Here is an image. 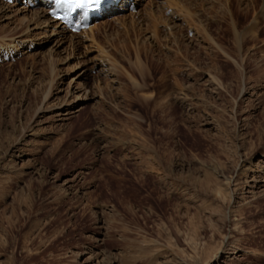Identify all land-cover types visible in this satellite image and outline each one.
Listing matches in <instances>:
<instances>
[{
  "label": "rangeland",
  "instance_id": "374dc122",
  "mask_svg": "<svg viewBox=\"0 0 264 264\" xmlns=\"http://www.w3.org/2000/svg\"><path fill=\"white\" fill-rule=\"evenodd\" d=\"M1 1L0 264H264V25L230 32L258 12L138 0L61 35Z\"/></svg>",
  "mask_w": 264,
  "mask_h": 264
},
{
  "label": "bare ground",
  "instance_id": "6f19581e",
  "mask_svg": "<svg viewBox=\"0 0 264 264\" xmlns=\"http://www.w3.org/2000/svg\"><path fill=\"white\" fill-rule=\"evenodd\" d=\"M1 1V0H0ZM170 1H172V0H169L168 2H170ZM174 1V0H173ZM208 1V0H207ZM214 1H216V0H212V3H214ZM217 1H219V2H221L222 3V6L223 7H225V8H227V9H231V10H233V6H237V7H241L242 5H244L245 7L243 8V9H240L239 10V14L241 15V19L245 22V21H247L248 19H249V17L251 16V14H252V12H258L257 13V15L255 16V19L253 20V23L252 24H250V25H248V26H246V30L244 31V36H242V38H241V35H242V32H241V29L242 28H240L239 29V26L237 25V22H236V15H235V12L233 11V15L231 16L232 17V19H235V20H233L232 22H231V29H230V32L234 35V37H235V41L236 42H234L236 45L234 46L235 47V49L238 51V50H240L241 51V49L245 46V43H246V36L247 35H253V36H255V37H259L262 33H263V19H262V17L260 18V16H262L261 14H262V12H259L258 10L260 9V7H262V6H264V0H224V2H223V0H217ZM1 3L3 4V6H5V7H7L8 9H10V11H12V9H14L13 10V12L14 13H16L14 16H16L17 15V13L18 12H21V13H24L25 11H27L25 8H23L22 7V9L21 8H16V4H13V5H7V4H10V3H7V2H4L3 0L1 1ZM5 3H7V4H5ZM198 3H199V1H198ZM203 3V2H202ZM209 3V2H208ZM39 4H41L39 7H41L40 8V10L39 11H36L37 13H34V17L32 16V17H30L29 19L25 16L24 18H22L21 19V21L23 22V21H25L26 20V18L28 19V22L27 21H25V22H27V23H29V26H30V23L31 22H33L34 24H39L40 22H44L45 20H43V18L44 17H46L47 15H48V17H49V13H48V9H45V8H43V5H45V1L44 0H39ZM215 4H217V3H215ZM212 5V4H211ZM174 6H176V4L174 5ZM205 6V5H204ZM186 7V6H185ZM218 7V6H217ZM264 8V7H263ZM186 9V8H185ZM207 9H208V7H207ZM144 10V9H143ZM159 10V9H158ZM187 11V10H186ZM206 11H208V10H206ZM205 11V12H206ZM209 11H211L210 9H209ZM238 11V10H237ZM113 12H115V11H113V10H110V11H108L107 13H113ZM189 12V11H188ZM106 13V14H107ZM186 13V12H185ZM197 13V12H196ZM207 13V12H206ZM210 13V12H209ZM190 14V13H189ZM205 14V13H204ZM203 14V15H204ZM208 14V13H207ZM212 14V13H211ZM19 15V14H18ZM17 15V16H18ZM147 16H150V14H148ZM207 16V15H206ZM210 16V15H209ZM233 16L235 17V18H233ZM238 16V15H237ZM162 17L161 16H158V17H156L154 20H153V22L154 21H156V23L158 22V23H160L161 21H162V23H164L165 22V20H163V19H161ZM196 18V17H195ZM230 18V17H229ZM25 19V20H24ZM194 18H192L189 22H190V25L191 24H193L194 23V20H193ZM200 19V18H199ZM202 19V18H201ZM207 19H208V17H207ZM53 19L52 18H50V22H55L54 20L52 21ZM185 20V19H184ZM49 21V20H48ZM201 21V20H200ZM208 21V20H207ZM42 22V23H43ZM112 22L113 21H110V22H108L107 24H104V26H100L97 30L99 31V30H102V29H105L109 24L111 25L112 24ZM155 23V22H154ZM57 25H55L56 27H57V33H59V34H65V32H67V29L65 28V26H63L62 24L60 25V24H58V23H56ZM153 25V24H152ZM154 25H156V24H154ZM193 25H195V24H193ZM197 26V31L199 32V34H204V32H206L207 34H210L211 35V33L210 32H208V30L205 28V27H203V26H205V25H196ZM207 26V25H206ZM147 28L146 29H150V26L148 25V26H146ZM152 27V26H151ZM244 28V27H243ZM93 30V27H91L90 28V31H92ZM159 30V29H158ZM229 30V29H228ZM87 33V31L86 32H84V34H86ZM82 34V33H81ZM97 35L98 34V32H96V33H94V32H92V34H91V37H93L94 35ZM154 34H156V33H154ZM158 34H159V31H158ZM202 34V35H203ZM209 35V36H210ZM72 36H74V34H72ZM199 36V35H198ZM250 37V36H249ZM248 37V38H249ZM2 38V37H1ZM208 37H206V39H207ZM209 39V38H208ZM257 39V38H256ZM211 40H213V39H211ZM210 41V40H209ZM213 41H215V39L213 40ZM211 42V41H210ZM213 43V42H212ZM215 44H216V42H215ZM214 43H213V45H215ZM217 45V44H216ZM215 45V46H216ZM1 47H3V44H1L0 43V49H1ZM218 47L220 48V49H222V50H225L224 48H223V46L222 45H218ZM144 48H146L145 46H142L141 48H140V50H141V52L142 51H144ZM230 49V48H229ZM229 49H226L225 50V52H226V54H228L229 55V53H233V51H231V50H229ZM214 50V49H213ZM142 53H140V55H141ZM220 55V54H219ZM235 55V54H234ZM233 57V56H232ZM235 57V56H234ZM212 60V59H211ZM148 62V61H147ZM245 66V65H244ZM158 69L159 68H157V69H154L151 73H157V71H158ZM260 69V68H259ZM150 70V69H149ZM147 80V79H146ZM149 105V104H148ZM151 114L152 115H156V112L155 111H153V112H151ZM150 114V115H151ZM148 115H149V113H148ZM140 170V169H139ZM208 180L209 181H211V179L210 178H208ZM212 182V181H211ZM215 182V181H214ZM145 187H147V186H145ZM144 186L143 187H138L136 190L138 191V192H144L145 191V188ZM149 190V189H148ZM146 192H148L147 191V189H146ZM152 193V192H151ZM150 193V195L152 196V194ZM217 193L218 194H220L221 196H223L224 194H223V190L220 188V186H217ZM149 195V196H150ZM148 196V197H149ZM133 212V211H132ZM237 225V224H236ZM216 227V226H215ZM191 240H195L194 238H191ZM221 248V245L220 246H218L217 248H216V251H214V253H213V255L211 254L210 256H211V258H213V257H216V253L218 252V250ZM106 257H104L103 258V260L105 259ZM210 258V259H211ZM109 259V258H108ZM107 260V259H106ZM210 261V260H209ZM107 262V261H106ZM105 262V263H106ZM117 262V261H116ZM102 263V262H101ZM206 263H208V261L206 262ZM161 264V263H160Z\"/></svg>",
  "mask_w": 264,
  "mask_h": 264
},
{
  "label": "snow or ice",
  "instance_id": "6c2138e0",
  "mask_svg": "<svg viewBox=\"0 0 264 264\" xmlns=\"http://www.w3.org/2000/svg\"><path fill=\"white\" fill-rule=\"evenodd\" d=\"M57 6L66 7L71 11L75 7H83L85 4L100 6L104 0H55Z\"/></svg>",
  "mask_w": 264,
  "mask_h": 264
}]
</instances>
